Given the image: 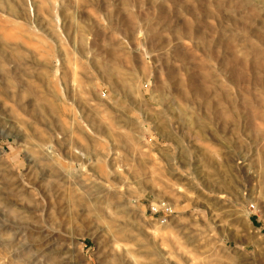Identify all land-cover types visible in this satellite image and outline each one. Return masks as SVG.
Listing matches in <instances>:
<instances>
[{"label": "rangeland", "instance_id": "374dc122", "mask_svg": "<svg viewBox=\"0 0 264 264\" xmlns=\"http://www.w3.org/2000/svg\"><path fill=\"white\" fill-rule=\"evenodd\" d=\"M0 2V264H264V0Z\"/></svg>", "mask_w": 264, "mask_h": 264}, {"label": "bare ground", "instance_id": "6f19581e", "mask_svg": "<svg viewBox=\"0 0 264 264\" xmlns=\"http://www.w3.org/2000/svg\"><path fill=\"white\" fill-rule=\"evenodd\" d=\"M1 1V0H0ZM6 1V0H5ZM3 2V1H2ZM0 2V11L3 13V14H7L11 19H16L17 18V14L15 12V10L12 8H8L7 6H4V3ZM6 5V4H5ZM6 19V18H5ZM13 21V20H12ZM8 24V23H7ZM13 38V37H12ZM4 43L1 44V46L3 45ZM10 44V43H9ZM7 45V44H6ZM5 45V47H6ZM4 47V46H2ZM8 47V46H7ZM6 47V48H7ZM14 52H20L19 49L16 47V48H13L12 49ZM0 59L1 60H5L4 58V53L2 50H0ZM107 71V70H106ZM110 71V70H109ZM16 74V73H15ZM81 141V140H80ZM23 216V215H22Z\"/></svg>", "mask_w": 264, "mask_h": 264}, {"label": "built area", "instance_id": "2783aa9c", "mask_svg": "<svg viewBox=\"0 0 264 264\" xmlns=\"http://www.w3.org/2000/svg\"><path fill=\"white\" fill-rule=\"evenodd\" d=\"M162 211L164 212L162 222L165 223L171 214V210L169 208H164Z\"/></svg>", "mask_w": 264, "mask_h": 264}]
</instances>
